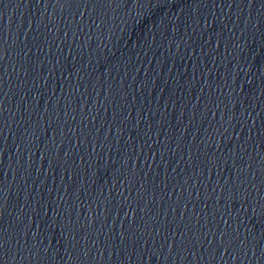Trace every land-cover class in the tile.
<instances>
[{
	"label": "water",
	"instance_id": "water-1",
	"mask_svg": "<svg viewBox=\"0 0 264 264\" xmlns=\"http://www.w3.org/2000/svg\"><path fill=\"white\" fill-rule=\"evenodd\" d=\"M0 264H264V0H0Z\"/></svg>",
	"mask_w": 264,
	"mask_h": 264
}]
</instances>
